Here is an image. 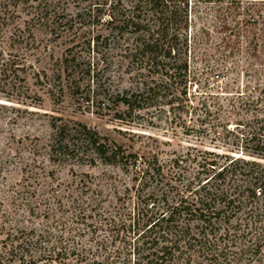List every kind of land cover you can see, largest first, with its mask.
<instances>
[{
	"label": "rangeland",
	"instance_id": "rangeland-1",
	"mask_svg": "<svg viewBox=\"0 0 264 264\" xmlns=\"http://www.w3.org/2000/svg\"><path fill=\"white\" fill-rule=\"evenodd\" d=\"M4 1L1 64L16 66L0 70V251L11 243H5L8 231L18 228L40 241L32 246L34 258L62 243L71 251L91 248L101 261L123 245L106 218L134 208L140 179L122 166L93 161L91 148L53 156L61 128L83 123L111 146L166 163L187 153L239 156L248 125L264 113V1L193 0L182 53L188 71L177 79L163 67L128 61L124 40L97 48L92 39L108 34L109 17L90 16L87 0ZM120 2V9L131 5ZM67 54L95 65L106 54L112 65L99 61V71L74 76L63 64ZM147 84L155 90L133 108L108 100ZM76 258L42 262L74 264Z\"/></svg>",
	"mask_w": 264,
	"mask_h": 264
},
{
	"label": "trees",
	"instance_id": "trees-1",
	"mask_svg": "<svg viewBox=\"0 0 264 264\" xmlns=\"http://www.w3.org/2000/svg\"><path fill=\"white\" fill-rule=\"evenodd\" d=\"M87 1L85 10L90 16L94 13L102 20L108 13L109 17L105 21L108 34L99 33L92 39L97 48L105 49L111 41L124 40L128 44L126 58L131 63L145 69L163 67L166 76L173 79L187 74L188 63L183 61L182 53L187 52L193 0H127L131 3L127 9H120L122 0ZM202 1L214 0H198ZM216 1L233 5L243 0ZM3 9H7L6 3L0 0V14ZM2 30L0 25V34ZM92 42H88L89 48ZM105 56L95 65L76 54H67L63 64L74 76L80 72L90 75L92 68L99 71V61L105 68L112 65V59ZM1 60L0 70L16 66H8L10 60L1 64ZM154 90L147 84L137 92L126 90L108 100L133 108ZM261 114L248 125L239 156L208 152V156L199 158L187 153L166 163L156 156L127 152L121 145L111 146L83 123L73 131L61 128L51 146L53 156H79L85 148H91L93 161L98 158L106 164L122 166L140 179L134 208L106 218L113 239L123 245L109 249L101 261L93 258L96 253L91 248L71 251L62 243L34 258L32 246L40 243L38 239L33 242L34 232L10 229L5 243H11L0 251V264H44L42 261L49 259L63 262L70 254L77 256L74 264H264V113ZM80 212L85 213L83 208Z\"/></svg>",
	"mask_w": 264,
	"mask_h": 264
}]
</instances>
